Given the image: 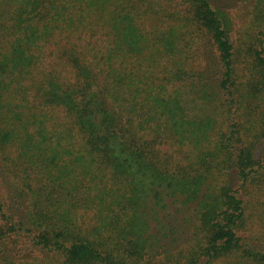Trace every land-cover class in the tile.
<instances>
[{"label": "trees", "instance_id": "1", "mask_svg": "<svg viewBox=\"0 0 264 264\" xmlns=\"http://www.w3.org/2000/svg\"><path fill=\"white\" fill-rule=\"evenodd\" d=\"M229 4L0 0V264H264V0L243 84Z\"/></svg>", "mask_w": 264, "mask_h": 264}, {"label": "rangeland", "instance_id": "2", "mask_svg": "<svg viewBox=\"0 0 264 264\" xmlns=\"http://www.w3.org/2000/svg\"><path fill=\"white\" fill-rule=\"evenodd\" d=\"M255 1L256 0H229L230 4L227 7L228 13H232L235 7H239L238 14L236 17H232L230 21L233 29V35L235 37L234 43L238 47L236 60L234 61L235 67L237 68L236 71L238 72V76L236 77L242 84L248 79V72L252 66V64H248L250 56L244 53V47L248 46L249 41H253L252 36L249 33L250 27L254 26V28H256L255 26L258 25L257 21H254L253 17H251L257 8H259L258 4H255ZM259 195L261 194H257L256 197H254V202L256 199L259 200ZM189 223L190 222L185 219L183 223L184 227L178 233L179 238H176L174 245L185 243L187 240L185 239V231ZM243 231L246 235L251 237L252 241H256L258 239L264 241V222H261V218L258 216H254L247 221L245 230Z\"/></svg>", "mask_w": 264, "mask_h": 264}]
</instances>
